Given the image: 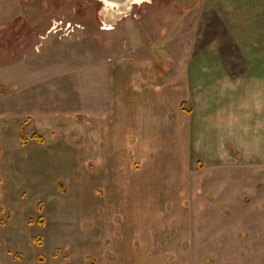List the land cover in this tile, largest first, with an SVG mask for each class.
Here are the masks:
<instances>
[{
  "label": "rangeland",
  "instance_id": "1",
  "mask_svg": "<svg viewBox=\"0 0 264 264\" xmlns=\"http://www.w3.org/2000/svg\"><path fill=\"white\" fill-rule=\"evenodd\" d=\"M221 2L0 0V135L20 130L26 121L16 143L5 147L0 139V264H89L91 258L94 264H119L115 247L124 243L128 231L132 230V241L143 242L145 235L126 226L130 220L123 219L120 205L95 182L101 161L93 162L88 148L75 150L72 171L66 172L71 161L49 143L71 133L56 130L60 120L50 117L59 110L74 109L62 119L67 125L76 118L85 124L91 111L86 107L104 109L110 97L116 109L113 98L119 91L113 73L123 59L147 61L144 74L148 80L157 69L168 67L166 58L173 64L191 60L194 45L223 37V31L216 29L221 23ZM230 2L233 30L240 40L233 36V54L224 59L233 65L245 62L253 66L254 75H261L264 0ZM38 103L57 109L44 111ZM129 106L148 122L161 102L134 99ZM8 112L9 117L4 115ZM112 123L116 133L115 117ZM125 123L132 132L138 131L133 115L126 116ZM35 134L45 142L38 143ZM263 135L255 132L248 145L250 156L241 165L233 158L198 163L191 154L185 155V165L181 159L170 158L162 163L175 195L165 198L161 206L179 218L166 223L170 240L186 231L191 207V236L186 232L184 240L193 259L189 264H264ZM22 136L29 139L28 145L22 144ZM13 147L25 153L30 165H17L22 154ZM222 149L221 156L231 153L233 157L230 148ZM131 154L135 170L145 166ZM42 182L45 190L33 189ZM133 183L127 181L125 189L135 190ZM135 192L132 201L140 202L138 212L148 213L150 207L139 184ZM39 216L44 217V225L39 224ZM149 227L143 232L149 233Z\"/></svg>",
  "mask_w": 264,
  "mask_h": 264
},
{
  "label": "crops",
  "instance_id": "2",
  "mask_svg": "<svg viewBox=\"0 0 264 264\" xmlns=\"http://www.w3.org/2000/svg\"><path fill=\"white\" fill-rule=\"evenodd\" d=\"M221 4L218 14L221 23L216 25V29L223 31V37H213L211 42L199 47L194 45L191 60L173 64L166 58L168 67L164 70L157 69L156 75L148 80L144 74L147 61L132 57L123 59L115 64L113 73L119 91L113 98L116 109L113 108L110 97L104 109L94 110L86 107V110L91 111L85 116V124H81L76 118L70 120V125H67L62 119L74 109H62L63 111L59 110L61 115L55 113L50 117L52 120L55 117L60 120L56 130L71 133L67 138L51 140L49 143L60 151L63 150L64 158L67 156L71 161L66 172L72 171L77 157L75 150L88 148L86 151L93 154L92 161H101L95 182L107 190L115 204L120 205L118 210L123 214V219L127 217L130 220L126 226H134L135 229L141 230L142 236L145 235L143 242L137 244L131 240L132 230L128 231L124 243L115 247L119 264H189V261H193L190 249H186L184 245V240L187 239L185 234L191 236V207L186 231L178 233L175 240L167 237V221L179 218H175L172 212L166 213L161 206L165 198L175 195L174 184L169 180V174L166 168L162 167V163L170 158L181 159L180 164L185 165V155L191 154L198 163L203 161L216 164L225 158H233L235 164L241 165L239 162L248 160L250 156L248 145L255 132L264 134V67L261 69V75H254L253 66L250 68L245 62L233 65L232 60L225 61L226 55L233 54V36L240 39L234 33L235 29L233 30L232 3L230 0H223ZM163 77L165 80L160 83L159 79ZM134 99L159 101L161 107L152 110V117L147 122L129 110V101ZM39 109L50 111L57 108L43 103L42 106L39 104ZM8 114L9 112L4 115ZM128 115H133L137 132H132L126 125L125 118ZM114 117L116 133L112 123ZM25 124L26 121L20 126L22 132ZM75 126L79 128L76 133H72ZM20 130L14 129L9 135L2 133L0 139L3 145L8 147L11 145L8 142L16 143ZM131 137L133 143H129ZM150 138L153 140L150 141ZM85 141L89 144L85 145ZM222 147L230 148L233 157L231 153L221 156ZM13 148L17 154H22L21 162L17 165L22 162L30 165L28 158L24 159L25 153L18 151L16 147ZM153 151L155 155L151 153ZM131 153L145 166L135 170L136 165L130 159ZM238 157L241 160H237ZM130 180L136 188L139 184L141 195H146L147 205L150 207L148 213L138 212L141 210L140 202L132 201L133 194L137 195L136 188L125 189V184ZM45 188V182H42L33 189L40 191ZM61 209L59 207L57 210L61 212ZM119 211L117 213H120ZM61 213L64 214L63 211ZM149 226L152 228L150 232L144 233L143 230Z\"/></svg>",
  "mask_w": 264,
  "mask_h": 264
},
{
  "label": "trees",
  "instance_id": "3",
  "mask_svg": "<svg viewBox=\"0 0 264 264\" xmlns=\"http://www.w3.org/2000/svg\"><path fill=\"white\" fill-rule=\"evenodd\" d=\"M24 129H26V124L25 125H23V130ZM33 139H35L36 141H38V143H40V144H42V143H44L45 142V139L43 138V137H41L40 135H38V134H35V135H33ZM21 140H22V144L23 145H28L29 144V139L28 138H26V137H24V136H22L21 137ZM39 209L40 210H42L43 208H42V205H39ZM38 222H39V224H41V225H44V223H45V219H44V217H40L39 219H38ZM41 240V239H40ZM39 242V241H38ZM39 244H40V242H39ZM59 254V251H56V255H58ZM66 258H68V256L66 255ZM89 264H94V260L91 258V259H89Z\"/></svg>",
  "mask_w": 264,
  "mask_h": 264
}]
</instances>
